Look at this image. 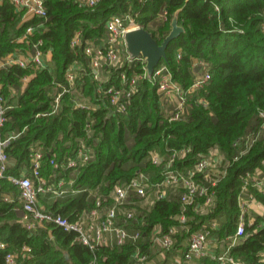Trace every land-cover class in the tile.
<instances>
[{"label": "trees", "instance_id": "trees-1", "mask_svg": "<svg viewBox=\"0 0 264 264\" xmlns=\"http://www.w3.org/2000/svg\"><path fill=\"white\" fill-rule=\"evenodd\" d=\"M43 1L46 19L24 21L23 13L15 11L10 3L0 4V58L30 49L37 39L43 42L41 50L50 52L44 68L13 64L0 69L1 93L9 106L2 136H14L5 148L9 165L0 178V243L4 245L0 247V264H5L7 253L14 254L19 264H89L93 259L97 264H135L137 248L149 257L156 235L179 226L177 216L182 206L176 193L149 208L135 205L137 216L128 227L139 230L141 237L123 245H100L91 250L77 240L75 232L52 223L27 230L20 222L19 190L7 176H18L22 171L29 175L34 150L41 152L40 176L55 185L63 180L62 193H40L39 202L44 210L75 220L94 207V193L105 198L103 204L108 205L114 185L128 182L138 173L146 174L150 182L160 181L163 165L150 162L151 151L166 155L171 149L190 147L185 158L174 163L175 168H188L199 154L218 148L226 166L213 186L214 205L206 213L188 207L187 229L175 234L173 247L165 253L180 249L183 256V240L213 220L218 227L211 233L217 241L232 235L240 196L247 198L251 193L264 205V195L250 185L247 192H242L247 172L256 168L264 172V118L259 115L264 112V0H101L93 8L79 7L74 0ZM163 11L166 20L160 18ZM127 12L158 44L169 33L172 17L177 16L184 31L168 43L166 60L158 65L164 64L183 89L192 85L200 71L195 61L203 62L210 74L206 85L189 95L190 105L177 120L168 119L157 85L148 78L138 82L125 112L111 114L106 100L96 92V82L87 74L90 68L84 46L100 44L106 37V20ZM31 25L38 29L28 36L29 43L17 41ZM76 31L81 34V44L71 48ZM73 62L84 67L76 77L77 93H62L53 111L55 94L61 90L57 85H67L65 73ZM143 66L141 59H133L124 69L143 73ZM117 72H111L106 85L118 83ZM30 74L33 76L22 88L23 78ZM200 98L206 106L197 102ZM81 100L87 107L75 106ZM89 122L91 129L87 131ZM251 132L258 133L256 140L239 154L245 146L235 147L233 142ZM81 141L92 154L87 163L76 168L50 163L54 159L62 165L65 158L75 157ZM245 231V237L230 248V255L244 264H264L260 253L264 247V216L253 215ZM221 249L218 246L214 251ZM197 263L218 264L209 257Z\"/></svg>", "mask_w": 264, "mask_h": 264}, {"label": "built area", "instance_id": "built-area-1", "mask_svg": "<svg viewBox=\"0 0 264 264\" xmlns=\"http://www.w3.org/2000/svg\"><path fill=\"white\" fill-rule=\"evenodd\" d=\"M10 3L14 10L23 13V21L32 17L46 19V8L43 0H0ZM101 0H74L75 4L82 8H93ZM162 20L167 19L166 12L160 15ZM264 27V24H263ZM144 28L143 24L135 21L134 16L127 12L123 15H114L105 22L106 37L102 39L100 44L90 42L84 46V53L89 59L88 66L90 71L87 73L96 82V92L100 95L101 100L108 103L111 114L123 113L126 111L132 95L137 91L138 82L142 78H148L151 83L157 85L160 94V102L163 109L168 112V119L174 121L179 119L186 112L189 95L201 89L206 85L210 78V74L201 61H195L199 65V73L196 75L192 85L183 89L177 82L173 81L167 67L164 64L158 65L151 77L147 76L144 63L143 73L135 71L127 72L125 66L130 67L134 58L129 53L121 57V51L126 48L124 36L134 29ZM38 26H28L23 36L17 41L23 40L29 43L28 36L33 34ZM42 40L37 39L30 44V49L17 50L0 58V69L5 66L17 64L23 68H44L47 65L45 54L41 50ZM81 44V34L76 31L70 41L71 48H75ZM179 56V55H178ZM84 67L78 62H73L65 73L67 85L58 84L61 87L54 97L53 111H55L60 103V97L64 92L77 93L76 77L81 74ZM122 69V70H120ZM118 71L115 75L118 83L106 82L110 80L111 72ZM26 78V77H24ZM23 78V79H24ZM203 106L207 103L203 98L197 100ZM172 105V108L167 107ZM76 107H87L85 102L76 101ZM9 106L6 99L1 93L0 85V178L4 177L5 171L9 165V158L5 152L9 140L14 136H2V128L7 120L6 112ZM259 115L264 118V112ZM91 122L86 124V130L90 131ZM258 133H249L246 137H238L233 146L238 147L244 145L245 148L240 149L239 154L246 151L247 148L256 140ZM190 152V147L183 146L169 150L166 155H162L157 151H151L149 160L152 164L163 165L162 178L160 181L150 182L144 173H138L134 178L124 183H117L110 191L108 197L111 203L104 205L103 199L97 193L95 196V205L89 210L80 213L75 220H69L60 214H55L44 210L43 205L39 202L38 195L40 193L53 192L62 193L63 180H59L57 185L47 183L39 174L41 152L34 150L31 153V171L30 174L21 172L18 176L8 175V180L19 190V199L21 202L22 214L20 222L27 230H35L48 223L62 227L66 231H73L77 235V240L86 245L91 250L100 245H123L127 242H135L141 237L139 230L129 229L130 221L136 219L137 208H149L157 200L165 199L170 194H178L181 203V213L177 216L179 226H172L167 232L156 235L155 244L161 251H168L175 243V234L180 229H187L186 223L188 217L186 209L193 207L198 213H206L214 205L213 186L218 181L221 174H224L226 166L223 152L218 148H212L204 154H199L198 158L191 167L175 168L174 163L182 160ZM92 158L89 147L81 141L77 149L75 157H67L64 162L58 164L54 159L50 163L54 167L64 166L76 168L79 165L87 163ZM237 158L236 156L234 159ZM216 175V176H213ZM251 186L256 191L264 195V172L256 168L253 172H247L243 176L242 192H247ZM137 198L138 200H133ZM199 199H202L199 202ZM142 204H139L141 203ZM239 215L237 226L232 235L227 236L222 241H217L211 230L218 227V223L213 220L205 224L200 230L193 231L188 236L186 249L183 252L182 260L187 264L193 261H199L201 258L209 257L218 264H244L241 260L230 255V248L242 237H245V225L251 224L253 215L258 214L264 216V205L257 201L251 193L247 194V198L239 197ZM211 244L215 247L211 249ZM221 246L220 252H215L216 247ZM0 247H4L0 243ZM136 263H144L147 261V254L141 253L137 248L134 256ZM5 264H19L15 255L7 253L5 255ZM179 263V262H178ZM89 264H97L95 259Z\"/></svg>", "mask_w": 264, "mask_h": 264}, {"label": "water", "instance_id": "water-1", "mask_svg": "<svg viewBox=\"0 0 264 264\" xmlns=\"http://www.w3.org/2000/svg\"><path fill=\"white\" fill-rule=\"evenodd\" d=\"M184 31L177 22V16L170 21V31L160 44L156 42L152 34L144 28L128 31L125 36V46L132 58L141 57L145 63L148 77H151L160 60H166V47L168 43ZM264 255V247L260 251Z\"/></svg>", "mask_w": 264, "mask_h": 264}, {"label": "rangeland", "instance_id": "rangeland-1", "mask_svg": "<svg viewBox=\"0 0 264 264\" xmlns=\"http://www.w3.org/2000/svg\"><path fill=\"white\" fill-rule=\"evenodd\" d=\"M127 49L124 48L122 51H121V57H124L126 54H127ZM167 107H170L172 108V105L170 104L169 106ZM139 204H142L139 203ZM188 241V237L183 240V244H185L186 242ZM211 249H214L215 247L213 246V244H211ZM165 252L166 251H161V249L158 247L157 244H155V242L153 241V244H152V247H151V252L149 254V257H147V263L148 264H187L185 261L182 260V256H181V250L178 249L176 251V253L178 254V261L177 262H174L173 259L172 260H166L165 258ZM162 256L164 257V259L162 258ZM145 263V262H144ZM144 263H139V264H144ZM189 264H198L197 261H193Z\"/></svg>", "mask_w": 264, "mask_h": 264}, {"label": "crops", "instance_id": "crops-1", "mask_svg": "<svg viewBox=\"0 0 264 264\" xmlns=\"http://www.w3.org/2000/svg\"><path fill=\"white\" fill-rule=\"evenodd\" d=\"M45 59H46V61H49V59H50V52H48V53H46L45 54ZM33 76V74H30V75H28V76H26V78H24L23 80H22V82H23V84H22V88H24V86L26 85V83L29 81V79L31 78ZM162 258L164 259V257L162 256ZM165 258H166V260H172L173 259V261L174 262H177L178 261V254L174 251V252H170V253H168V254H166L165 253ZM144 264H148L147 262H145ZM178 264V263H177Z\"/></svg>", "mask_w": 264, "mask_h": 264}]
</instances>
